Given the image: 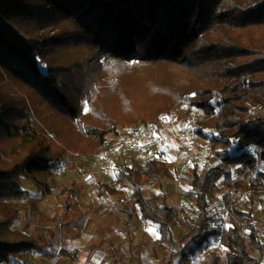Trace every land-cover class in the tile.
<instances>
[{"label":"trees","instance_id":"16d2710c","mask_svg":"<svg viewBox=\"0 0 264 264\" xmlns=\"http://www.w3.org/2000/svg\"><path fill=\"white\" fill-rule=\"evenodd\" d=\"M176 70L194 80L179 84ZM186 103L202 113L197 133L211 135L219 159L192 170L195 217L165 194L155 207L146 198V183L175 179L166 160L118 170L100 194L131 189L140 219L158 229L156 245L176 246L164 264H191L220 237L226 256L214 252L208 264H264V229L254 219L264 194V114L256 110L264 111V0H0V264L52 244L12 229L23 219L14 202L31 195L24 179L50 196L72 153L96 155L108 133L158 126ZM220 189L248 208L229 202L224 230L212 227ZM122 211L130 228L135 213ZM179 216L188 232L177 241Z\"/></svg>","mask_w":264,"mask_h":264},{"label":"rangeland","instance_id":"374dc122","mask_svg":"<svg viewBox=\"0 0 264 264\" xmlns=\"http://www.w3.org/2000/svg\"><path fill=\"white\" fill-rule=\"evenodd\" d=\"M41 67L44 69L43 64ZM176 80L179 84H188L194 80V76L186 74L184 71H175ZM257 112L264 114L261 109H256ZM166 115V114H165ZM163 116L161 122L158 126H153L148 129V134L146 136L149 141L152 142L153 138H159L161 140V145L157 146L149 143L151 148L149 150H159L163 153L165 160L169 163L171 169L175 174V179L169 180L165 179L160 184H154L152 182L146 183L145 195L149 203L155 207L162 204L160 196L165 194L167 197V204L173 209H182L185 212L186 218L191 219L195 217V198L191 195L192 189L189 184V180L192 175V170L197 167L200 172H206L210 168L214 167L219 159L213 153L211 149L210 137L211 135L207 133V137L198 135L196 130V123L202 118V113L195 108L191 107L189 103H186L182 108L177 110H172L167 116ZM141 126V125H140ZM140 126L135 128L136 131L140 129ZM190 127L197 133V138L192 142L183 143L179 138L181 132H184L185 128ZM116 134L113 132L108 133L106 139L108 140L107 145L99 151L96 155L88 158H83L77 153H72L65 162L62 163L60 169L56 171L53 176L54 182L58 185L50 196H44L40 191L37 190L26 179L23 180L24 188L30 192L29 200H22L14 202V205L22 211L23 219L17 223V229L24 230L27 234L34 233L38 237H44L51 243H59L64 240V235L62 234L64 230L68 231L66 227H61L62 221L69 223L71 220L68 211H66V204L69 201L73 205L74 200L79 195L84 196L80 201V207L85 211V216H76V219L71 220L73 229L82 224V222L87 221V225L91 224V221L95 218L92 214H99V209H104V207L109 209L116 202L119 206H128L134 213L138 212L137 206L129 201V196L131 189L125 190L124 197L119 201L115 197L103 196L101 198L100 193L102 192L103 184H112L116 181V175L118 170H125L127 166H131L135 163L142 164L141 161L130 151H122L119 161L113 165V171H108V160L105 158V154L108 148L116 144ZM150 151H148L149 153ZM202 153L206 154L207 159L204 163L201 161L200 156ZM262 170L264 171V165H262ZM72 191V193H70ZM264 198V194H263ZM259 200L255 203L254 219L255 223L261 229H264V199ZM237 203L243 209H248L245 205V199H238V196L229 190H218L211 196V215L214 218L212 227L216 228L218 226L229 225V203ZM96 206L94 211V207ZM109 206V207H108ZM88 215V216H87ZM91 216V218L89 217ZM89 218V219H88ZM93 218V219H92ZM77 223V224H76ZM63 224V223H62ZM85 224V225H86ZM138 228L144 229L147 236L144 237L140 244L137 246L139 249L141 247H150L149 251L154 255V252L163 255H169V252L175 250L176 246L168 245L169 250L163 253L160 248L155 244V239L160 237L158 229L156 226L144 222L139 219L135 223ZM87 227V226H86ZM90 231L92 234L101 235L100 232H93V228ZM73 232V230H71ZM69 231V233L71 232ZM83 231V229L81 230ZM174 235L177 241L187 234L188 229L185 225L183 217L179 216L177 222L173 227ZM87 232H89L87 230ZM121 232L124 233L123 237L119 234L116 236V240L123 244L131 243L127 232L122 227ZM55 233V234H54ZM81 233V232H80ZM79 233V236H85L86 233ZM53 234L55 237H53ZM103 235V234H102ZM65 238H67L65 236ZM102 238V237H101ZM97 238V240H89L91 245L103 244L105 241ZM150 245V246H149ZM55 246V245H54ZM53 246H47L43 252L49 254L48 259H52V253L50 252ZM138 249V250H139ZM141 250V249H140ZM147 251V250H146ZM214 252H219L222 258L226 256V248L221 244L219 238L213 239L207 248L202 252L198 258L194 259L191 264H208L211 259V255ZM37 253V254H36ZM41 252H28L23 260H16L13 264H33V255ZM255 256H259L258 252H253ZM79 252L72 253L69 257L73 261L79 260ZM133 264L136 263L138 257L136 255L132 256ZM135 259V261H134ZM137 264V263H136ZM142 264V262H140ZM162 264H164L162 262ZM175 264H181V259L178 258ZM221 264H225L222 261Z\"/></svg>","mask_w":264,"mask_h":264},{"label":"crops","instance_id":"0c3cea01","mask_svg":"<svg viewBox=\"0 0 264 264\" xmlns=\"http://www.w3.org/2000/svg\"><path fill=\"white\" fill-rule=\"evenodd\" d=\"M124 195L122 197H124ZM100 196L101 198H103V195L100 194ZM104 196H108L110 198L114 197L110 195ZM82 197L84 196L79 195L78 197H76L73 207L70 210H66L68 211V215L71 220L76 219L75 215H78L77 219H79V217L81 216H83V218H86L84 213L85 211L79 205L80 201L84 199ZM115 198L118 199V197ZM121 198L119 199L121 200ZM113 203L114 205H112V207L108 206L109 209H106L105 207L104 209H99L98 215L93 213L92 217L95 218H92L93 220L89 225L86 224V221L85 223H80L79 226L73 229L74 225H71V220L69 221V223L63 220V224L61 223L60 226L66 227L67 229L69 228V230H64V232L62 233L64 235L63 241L61 240L59 243L53 242L51 244L53 246L50 250V252L52 253V259H48L49 254L47 252H43V250L45 249L44 248L42 251H40L41 254L38 253L40 255H33V264H133V255H136L138 257V259L136 260L137 264H140V262H142V264L164 263V259L167 257V255H161L157 252H154L155 254L152 255V253L149 251L150 247H141V250L137 247L140 244L141 240L147 236L144 229L135 226V223L140 219L138 213H135V216L131 221V226L129 228L127 226V217L122 211V208L126 206L121 207V205L119 206L116 202ZM93 207V212H97L95 210L96 206L94 205ZM127 208L129 207L127 206ZM131 211L134 212L133 210ZM89 217L91 218V216ZM144 224L147 226V223L144 222ZM122 227H124V230L128 234L129 240L131 242L129 244H121L116 240V236H119V234L122 237L124 235V233L121 232ZM92 228L93 232H100L101 235L98 234L97 236H95L96 234H92L90 232L92 231ZM82 229L83 231H81ZM71 230H73V232ZM87 230L89 232H87ZM69 231L71 232L69 233ZM80 232H84V234L86 233V235L79 236ZM65 236L67 238H65ZM132 236L133 241L131 240ZM97 238L104 240L105 242L99 245L89 244V240H97ZM158 239L159 238L155 239V244L156 240ZM162 251L163 253L165 252V250ZM74 252H79V260H77L76 262L69 257Z\"/></svg>","mask_w":264,"mask_h":264},{"label":"built area","instance_id":"2783aa9c","mask_svg":"<svg viewBox=\"0 0 264 264\" xmlns=\"http://www.w3.org/2000/svg\"><path fill=\"white\" fill-rule=\"evenodd\" d=\"M128 63L132 64L133 62ZM43 67L44 70H46V66L44 64ZM135 128H137V126L120 127L117 129V131L113 132V134L117 133L116 144L108 148V151L105 154V158L108 160L109 163L108 171H113V165H115L119 161L121 157V152L123 150L130 151V153L134 154V157H136V159L138 158L142 164H144L147 159H156L159 161L165 160V157L161 151L154 150V147L153 151L149 150L151 148V145H149L151 141H149L146 136L148 134L147 131L150 128L140 126V129L138 131H136ZM179 138L183 143L192 142L197 138V133L190 127H187L185 128L184 132H181ZM151 144H153V146H160L161 140H159V138H153ZM148 151L150 152L148 153ZM200 159L204 163V161L207 159L206 154L202 153ZM17 227L18 226L16 224L12 227V229H17ZM225 228L226 227L223 226L222 230H224ZM219 240L221 242V237L219 238Z\"/></svg>","mask_w":264,"mask_h":264},{"label":"snow or ice","instance_id":"6c2138e0","mask_svg":"<svg viewBox=\"0 0 264 264\" xmlns=\"http://www.w3.org/2000/svg\"><path fill=\"white\" fill-rule=\"evenodd\" d=\"M192 95L194 96V95H195V93H193ZM85 111H87V108H85ZM229 227H231V225H230ZM157 238H159V237H157Z\"/></svg>","mask_w":264,"mask_h":264}]
</instances>
